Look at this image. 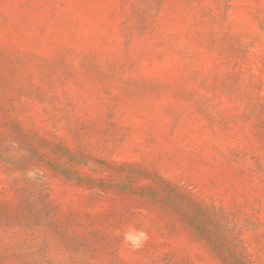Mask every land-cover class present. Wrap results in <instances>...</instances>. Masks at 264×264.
<instances>
[{"label":"rangeland","instance_id":"374dc122","mask_svg":"<svg viewBox=\"0 0 264 264\" xmlns=\"http://www.w3.org/2000/svg\"><path fill=\"white\" fill-rule=\"evenodd\" d=\"M0 264H264V0H0Z\"/></svg>","mask_w":264,"mask_h":264}]
</instances>
